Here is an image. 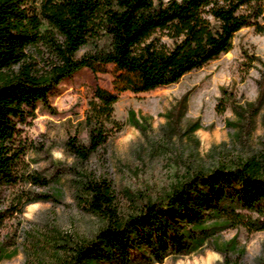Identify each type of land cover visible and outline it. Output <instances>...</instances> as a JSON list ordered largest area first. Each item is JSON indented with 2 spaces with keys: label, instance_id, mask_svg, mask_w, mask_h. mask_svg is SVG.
<instances>
[{
  "label": "trees",
  "instance_id": "1",
  "mask_svg": "<svg viewBox=\"0 0 264 264\" xmlns=\"http://www.w3.org/2000/svg\"><path fill=\"white\" fill-rule=\"evenodd\" d=\"M246 27L264 32V0H0V231L28 204L51 200L31 190L50 179L30 169L33 145L21 126L62 80L111 64L122 90L168 86L229 52ZM118 100L96 88L86 113L88 143L70 137L68 153L86 161L122 130L113 116ZM85 189L80 204L106 226L91 240L60 246L63 257L53 264L163 262L206 247L227 255L239 248L235 238L221 240L223 231L264 230V152L198 171L128 217L118 213L107 180H90ZM34 254V264H48Z\"/></svg>",
  "mask_w": 264,
  "mask_h": 264
},
{
  "label": "rangeland",
  "instance_id": "2",
  "mask_svg": "<svg viewBox=\"0 0 264 264\" xmlns=\"http://www.w3.org/2000/svg\"><path fill=\"white\" fill-rule=\"evenodd\" d=\"M119 74L111 64L96 72L77 71L53 88L46 102L39 101L35 116L21 126L33 145L26 157L30 169L50 179L47 187L31 190L49 194L51 200L30 203L6 222L0 231V264H34L35 251L53 264L63 257L60 246L93 239L107 222L79 202L90 180H107L118 213L128 217L198 171L230 167L264 152V32L243 28L229 52L168 86L122 90ZM97 87L119 95L113 116L122 130L83 161L67 152L66 143L73 136L88 143L86 113ZM196 123L200 128L194 131ZM232 238L237 253L206 247L163 262L142 257L136 262L264 264V230L222 232L221 240Z\"/></svg>",
  "mask_w": 264,
  "mask_h": 264
}]
</instances>
